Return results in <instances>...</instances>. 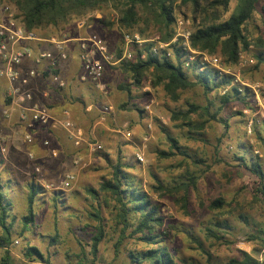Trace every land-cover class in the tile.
Masks as SVG:
<instances>
[{
	"label": "rangeland",
	"instance_id": "rangeland-1",
	"mask_svg": "<svg viewBox=\"0 0 264 264\" xmlns=\"http://www.w3.org/2000/svg\"><path fill=\"white\" fill-rule=\"evenodd\" d=\"M237 3L238 0H230L225 9L217 8L219 19H226ZM8 6L14 13L12 5ZM173 6L175 19L189 18L193 30L200 18L193 20L190 2L175 0ZM137 10L143 18L140 8ZM3 16L0 12V19ZM117 18L118 11L110 2L101 3L82 18L46 27L43 31L53 37L97 34L116 56V50L122 52V34L131 32L121 28ZM144 19L138 28L149 36L159 37V25L151 17L147 21ZM81 21L84 23L79 27ZM245 28L250 39L264 36V0H258ZM132 32L139 33L137 29ZM249 47V50L240 52L237 63L230 69H223L222 58L218 56L220 63L216 68L235 76L240 86L253 92L251 104L254 110L244 107L238 100L224 105L219 117L227 120V126L212 120L196 132L179 125L180 119H170L171 112L186 108L187 102L205 104L207 99H212L215 100L213 105L217 106V95L222 94L226 87L205 93L202 87L195 85L180 91L179 99L173 100L161 86L152 88L147 77L139 89L132 88L133 98L129 101L125 91L119 89V84L128 82V79L115 67L118 63L106 65L101 79L102 88L87 79L69 86V90L84 94L88 101H98L95 106L98 115L91 122L77 104L73 111L71 107L66 109L70 117L73 113L74 120L85 132L84 141L78 147L60 126L28 128L14 113L8 111L4 114L11 98L7 96L6 80L0 77V183L7 190L6 200L11 203L10 219L14 218L12 242L7 248L13 263L38 261L46 264L38 258L29 260L25 257L24 252L29 245L37 248L51 264H131L128 253L146 248V245L126 238L116 253L114 243L119 232L111 217L113 203L109 201L106 205L103 193L93 198L89 192V189L97 190L103 179L110 178L111 164L118 157L132 166L130 172L149 191L152 202L159 205L163 216L162 228L168 232L166 245L175 255L177 264H224L231 258L242 259L241 252L257 260L263 257L264 194L258 191L256 177L238 165L239 160L235 157V154L245 151L248 161L251 156H257L264 166L263 148L257 142L253 128L256 122L257 130L264 134V61L257 64L255 49ZM77 56H67L65 62L68 72L75 76L82 73ZM48 91L49 103L48 99L42 101L38 96L35 99L43 102L50 113L59 118L61 111L56 109L54 90ZM104 105H109L111 110L102 114ZM89 106L90 109H84L86 112L91 110L92 105ZM191 117L194 122L201 119L195 114ZM128 130L130 136L126 137ZM24 133L33 136L32 144L23 141ZM167 133L177 139L188 157L177 152L168 157L158 154L161 150H170ZM43 139L49 140L48 147L42 145ZM95 141L102 145V150L88 149L86 142ZM51 149L56 150V156L51 155ZM136 151L142 152V161L136 160ZM29 152L33 158H29ZM73 157L80 158V166H73ZM35 166L39 168L38 172L34 171ZM68 170L75 171L76 178L69 188L58 189ZM192 173L198 178L195 187L187 191L188 195L183 190L169 191L176 180L185 181ZM30 182L35 183L40 192L35 198L33 223L20 235ZM158 182L162 184L161 190L149 189L157 186ZM53 196L57 200L55 203ZM217 197H222L226 204L221 209L211 210L208 205ZM93 210L100 212L104 224V235L98 243L96 255L91 253L92 237L98 224V220L89 214ZM217 221L226 224V228H219L222 239L206 238L204 228ZM247 245L250 246L248 251Z\"/></svg>",
	"mask_w": 264,
	"mask_h": 264
},
{
	"label": "trees",
	"instance_id": "trees-1",
	"mask_svg": "<svg viewBox=\"0 0 264 264\" xmlns=\"http://www.w3.org/2000/svg\"><path fill=\"white\" fill-rule=\"evenodd\" d=\"M6 1V2H3ZM174 1L175 0H1L6 5L11 4L14 11V17L28 31H33L40 37H44L43 31L49 26H58L73 19H79L85 16L88 11L95 10L101 3L110 2L118 11L117 22L119 26L128 31L137 29L144 38H150L145 30L138 28L141 19L147 21L151 17L158 27L159 39L163 42H170L175 34L174 22ZM189 1L192 5L193 20L200 18L198 24L193 28L189 44L197 51H202L209 56H220L222 58L223 69H230L239 59L241 51L249 50V46L255 49L257 64L264 61V36L250 39L245 25L252 17L258 0H238L234 11L223 20L217 16V8H226L230 0H183ZM137 8H140L144 14L143 18L138 14ZM102 21V20H101ZM75 36H67L66 38ZM57 38H62L61 36ZM153 42H145L141 46L132 45L133 57L130 60H122L115 67L127 76L128 82L119 84V89L125 91L128 100L133 96L132 88H140L145 78H150L152 88L161 86L167 96L173 100L179 99V92L192 86H200L205 93L214 89L227 88L222 94L217 95L219 104L214 106L215 100L207 99L205 104L187 102L184 109H177L171 112L170 119H180L179 125L187 126L196 132L202 129L208 121L223 122L227 126V120L219 117V114L225 104L231 100H238L244 107L254 110L251 104L253 92L245 86H240L235 76L224 72L195 56L194 60L188 61L189 52L180 46V39L169 43L167 48H161L157 53H153L151 47ZM31 47V46H30ZM32 48V47H31ZM33 49V48H32ZM170 54L167 55V51ZM144 55L141 57V55ZM121 55V50H116V57ZM50 72L57 73L59 68H53L47 65L41 69L38 77L47 81ZM191 75H190V74ZM192 76L193 78H191ZM55 93L56 105L63 109L77 104L81 108V113L86 115L89 122L97 117L96 105L98 101L87 100L84 94H71L61 88H52ZM8 103V102H7ZM67 103L68 105L64 104ZM92 105L90 111L84 109ZM68 106V107H66ZM211 107H215L211 110ZM98 108V107H97ZM62 109V110H63ZM241 113V111H238ZM195 114L201 117L199 121L192 119ZM264 126V122H263ZM253 128L256 133L257 142L263 148L264 152V134L257 130V124L254 122ZM170 145V150H161L158 154L161 157H168L175 152L188 155L181 150L176 138L166 134ZM1 149V146H0ZM238 165L243 166L253 174L258 180V191L264 194V166L260 158L251 156L249 161L246 159L245 151L235 154ZM2 158L0 157V163ZM195 162V161H194ZM111 176L105 178L99 183L97 190L89 189L93 198L99 193H103L104 202L111 205V217L115 220L118 227V237L114 243L115 252L118 253L120 245L126 238L140 241L146 245V248L132 250L128 253L131 264H177L175 255L166 245L168 232L163 227V216L160 214V207L151 200L149 191L142 187L140 180L130 172L132 166L118 157L111 164ZM195 174H189L186 180H176L175 185L170 192L183 190L188 195L189 188L196 185ZM29 191L26 196V213L21 217L22 227L20 235L29 230L34 219V203L37 194L40 192L35 183H29ZM161 190L162 184L158 182L157 186H151ZM7 190L0 183V264H14L7 250L12 242V227L14 218H11V203L6 200ZM53 203L57 202L55 196L52 197ZM226 204L222 197H217L210 201L211 210L221 209ZM56 207V206H55ZM98 220L95 227V233L91 242V253L96 255L98 243L104 235V224L98 210L89 213ZM244 219V218H243ZM213 224V222L211 223ZM219 228H226V224L215 222L213 226L204 228L206 238L220 240L223 237ZM200 245L199 241H197ZM242 253V259L231 258L224 264H264V259L259 261L246 252ZM29 260L38 258L51 264L43 257L41 252L33 247L27 246L24 252ZM209 263V262H208Z\"/></svg>",
	"mask_w": 264,
	"mask_h": 264
},
{
	"label": "built area",
	"instance_id": "built-area-1",
	"mask_svg": "<svg viewBox=\"0 0 264 264\" xmlns=\"http://www.w3.org/2000/svg\"><path fill=\"white\" fill-rule=\"evenodd\" d=\"M0 12H3L4 16L0 19V77L6 80L8 84L7 96L11 98L10 103L18 106L19 108V121L24 122L28 128L39 127H62L73 140L74 145L80 146L84 141V136L81 128H79L72 118L69 111L63 109L61 111V117L55 118L50 113L47 106L35 99L34 92L31 86V80L40 75L38 66L44 64L53 68H59L60 63L67 59V53L62 47V42L51 38L49 42L54 45L53 50H34L24 44H20L27 40H36V34L33 31L26 30L15 19L14 13L10 10L9 6L0 2ZM83 21L80 22L79 27L83 25ZM191 21L189 18H176L174 22L175 34L170 42H163L158 36L151 38H143L138 32H124L122 34V52L119 57L114 56L103 40L97 34H90L83 37H75V41L78 42V57L82 68V73L79 75L80 80H90L96 84V86L102 88L101 79L103 77L105 67L109 64H117L122 60H130L133 57L132 45L141 46L145 42H153L151 50L153 53H157L161 48H167L169 43L175 42L180 39V46L189 52L187 58L188 61L185 65H188L189 61L194 60L195 56H199L200 59L210 65L216 67L220 63L218 56H209L205 52L194 50L190 47L189 40L192 32ZM170 54V50L167 51V55ZM144 55L142 54L141 57ZM25 59H31L34 63L32 67L22 70L20 66ZM218 68V67H217ZM220 69V68H219ZM47 81L52 88L61 89L66 86V81L60 74V72H50L47 77ZM253 88V86H251ZM111 110L109 105H104L101 108V113L105 114ZM9 109L6 108L3 112L8 114ZM29 112V114H28ZM126 137L130 136V130L125 132ZM23 141L26 144H32L34 139L30 133L23 134ZM42 145L48 147L49 140L43 139ZM86 145L90 151H100L103 149L102 145L98 142H86ZM51 155L56 156V150L51 149ZM29 158H33L32 152L28 153ZM134 156L137 161L143 160L141 151L134 152ZM72 163L74 167L81 165L80 158L73 157ZM34 171L38 172L39 168L34 167ZM76 178L75 171L68 170L62 181L59 184L58 189L69 188L71 183ZM46 187H50L46 185ZM262 234L264 236V225L262 227ZM264 240V238H263ZM262 251L264 253V243ZM263 257L259 258L262 261ZM27 264H43L38 261H29Z\"/></svg>",
	"mask_w": 264,
	"mask_h": 264
},
{
	"label": "crops",
	"instance_id": "crops-1",
	"mask_svg": "<svg viewBox=\"0 0 264 264\" xmlns=\"http://www.w3.org/2000/svg\"><path fill=\"white\" fill-rule=\"evenodd\" d=\"M36 37L37 39L36 40H27V41H23L21 42L20 44H24V45H28V46H31L34 50V52H37L38 50H53L55 51V47L54 45L49 42V40L51 38H55L56 40H59V41H63L62 42V47L63 49L66 51L67 53V56H74L76 55L77 56V52H78V42H73L75 41V37L73 38H66V37H63L62 38H57V37H53V36H50V35H44V37H40L39 35L36 34ZM78 38V37H77ZM77 58L79 59V57L77 56ZM65 61L61 62L60 63V66H59V72L60 74L62 75V77L65 79L66 81V86L62 89H64V91H66V95L69 96V94H67V92L69 91V86L73 87L74 85H76L78 82H80V79H79V76L78 75H74L73 73H69L68 72V69H67V66L65 65ZM34 65L33 61L31 59H25L22 63V65L20 66V68L22 70H26L27 68L29 67H32ZM44 67V64H41L38 66V69L41 71V69ZM82 70V68H81ZM72 74V75H71ZM31 86H32V90L34 92V96L35 98L38 96V97H41L42 101L43 100H46L48 99V103H49V91L48 90H53L52 87L49 85L48 82L44 81L42 78L40 77H36L34 79L31 80ZM51 88V89H44V88ZM61 90V89H60ZM71 90V94H76L75 91L73 89H70ZM69 93V92H68ZM66 105H68L67 103H64ZM58 107V108H57ZM68 107V106H66ZM90 109V106L88 105L85 109ZM8 109L11 113H14L18 119H19V108L18 106L12 104V102L8 105ZM56 109H58V111H62L63 108L60 109L59 106H56ZM72 111L74 109V106L71 107ZM29 114V112H28ZM73 114V113H72ZM71 114V118L72 120L74 121V123L79 127L81 128L82 130V127L79 126V124L77 123V121L74 120L73 116ZM53 116V115H52ZM35 130V129H33ZM83 132V130H82ZM67 134V137L72 141L73 143V140L70 138V136L68 135V133L66 132ZM83 136H85V132H83ZM67 141V140H65ZM61 144V143H60ZM82 144V143H81ZM65 145V144H63ZM74 145V143H73ZM70 146V144L68 145ZM75 147H78L76 145H74ZM72 147V145H71ZM74 149V148H73ZM72 149V150H73ZM244 247V245H243ZM247 247L246 248V251H248L247 249H249V245L245 246Z\"/></svg>",
	"mask_w": 264,
	"mask_h": 264
}]
</instances>
